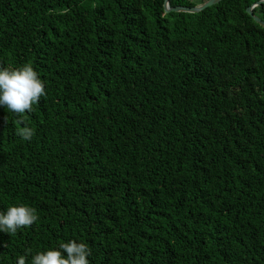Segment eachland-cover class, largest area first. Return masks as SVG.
Wrapping results in <instances>:
<instances>
[{
  "label": "trees",
  "instance_id": "16d2710c",
  "mask_svg": "<svg viewBox=\"0 0 264 264\" xmlns=\"http://www.w3.org/2000/svg\"><path fill=\"white\" fill-rule=\"evenodd\" d=\"M256 1L0 0V66L31 63L46 92L0 106V211L39 217L0 231V264L70 240L89 264H264Z\"/></svg>",
  "mask_w": 264,
  "mask_h": 264
},
{
  "label": "clouds",
  "instance_id": "9594fccd",
  "mask_svg": "<svg viewBox=\"0 0 264 264\" xmlns=\"http://www.w3.org/2000/svg\"><path fill=\"white\" fill-rule=\"evenodd\" d=\"M45 95V86L31 63L19 67L0 66V106L22 117ZM19 122L23 123V120ZM17 135L31 141L34 130L25 125L17 129ZM38 218L33 207L23 203L9 206L6 212L0 211V231L16 233L20 228L31 227ZM90 255L86 243L70 240L60 243L58 248L38 252L32 257L31 264H89ZM17 264H26L24 255L18 257Z\"/></svg>",
  "mask_w": 264,
  "mask_h": 264
},
{
  "label": "water",
  "instance_id": "95a60500",
  "mask_svg": "<svg viewBox=\"0 0 264 264\" xmlns=\"http://www.w3.org/2000/svg\"><path fill=\"white\" fill-rule=\"evenodd\" d=\"M220 0H206L203 3H199L193 6H185V5H175L170 6L169 0H164L163 2V8L165 12L169 11H182V12H199L203 10L204 8L214 5L218 3ZM264 0H258L254 3H252L250 6L246 8V12L254 19L255 22L260 24L264 28V20H262L260 17H258L254 12L253 8L261 3H263Z\"/></svg>",
  "mask_w": 264,
  "mask_h": 264
}]
</instances>
